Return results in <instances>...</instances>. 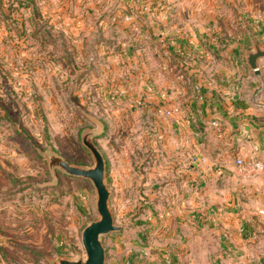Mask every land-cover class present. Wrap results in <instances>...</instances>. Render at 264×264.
Listing matches in <instances>:
<instances>
[{"label": "rangeland", "instance_id": "obj_1", "mask_svg": "<svg viewBox=\"0 0 264 264\" xmlns=\"http://www.w3.org/2000/svg\"><path fill=\"white\" fill-rule=\"evenodd\" d=\"M24 9L0 18V114L8 111L20 126L0 123V264L86 257L83 231L100 217L96 188L60 169L54 180L45 152L93 166L82 142V132L95 126L91 116L105 126L95 142L106 158L110 208L121 227L102 235L106 264H264L259 190L240 185L232 199L224 192L216 202L210 188L201 201L200 191L162 178L152 183L149 139L159 140L156 127L143 110H119L125 98L115 81L79 79L88 59L67 51L65 24L41 15L35 27ZM26 27L28 34H20ZM33 44L41 56L35 64ZM157 161L164 164L161 153Z\"/></svg>", "mask_w": 264, "mask_h": 264}, {"label": "crops", "instance_id": "obj_2", "mask_svg": "<svg viewBox=\"0 0 264 264\" xmlns=\"http://www.w3.org/2000/svg\"><path fill=\"white\" fill-rule=\"evenodd\" d=\"M24 10L35 27L41 15L65 24L67 51L88 59L79 79L115 81L119 110H143L156 127L152 183L200 191L201 201L206 188L222 202L240 185L264 197V171L243 181L235 165L238 156L264 159V60L259 73L246 60L252 36L264 47V0H34Z\"/></svg>", "mask_w": 264, "mask_h": 264}, {"label": "water", "instance_id": "obj_3", "mask_svg": "<svg viewBox=\"0 0 264 264\" xmlns=\"http://www.w3.org/2000/svg\"><path fill=\"white\" fill-rule=\"evenodd\" d=\"M253 49L246 52V60L250 69L259 73L261 62L264 60V47L252 36ZM90 119L97 127L87 128L82 132V142L89 149L94 159V165L89 167L69 163L65 158L57 155L52 150L45 152L48 157L50 171L57 180V169L71 176L82 177L91 180L97 193V211L100 217L91 221L84 229L82 241L86 257L77 259L59 258L51 264H106V249L102 243V235H108L119 231L120 226L115 224L114 216L110 208L111 192L107 186V162L95 138L103 134L105 128L101 120L94 117Z\"/></svg>", "mask_w": 264, "mask_h": 264}, {"label": "trees", "instance_id": "obj_4", "mask_svg": "<svg viewBox=\"0 0 264 264\" xmlns=\"http://www.w3.org/2000/svg\"><path fill=\"white\" fill-rule=\"evenodd\" d=\"M8 7L4 6V0H0V18L2 21H6L11 18L10 13L15 12L21 8H33L34 7V0H8ZM8 27V24H6ZM9 28V27H8ZM11 28V27H10ZM20 34H25V30L22 29L21 31L19 30ZM0 123L4 124L7 123L8 127L10 128L11 126L15 128H19L18 126L12 119L11 115L9 114L8 111H6L4 114H0ZM11 125V126H10Z\"/></svg>", "mask_w": 264, "mask_h": 264}, {"label": "built area", "instance_id": "obj_5", "mask_svg": "<svg viewBox=\"0 0 264 264\" xmlns=\"http://www.w3.org/2000/svg\"><path fill=\"white\" fill-rule=\"evenodd\" d=\"M194 160L199 161L196 158ZM235 165L237 173L242 180L255 178L264 171V159L260 155L238 156L235 159Z\"/></svg>", "mask_w": 264, "mask_h": 264}]
</instances>
